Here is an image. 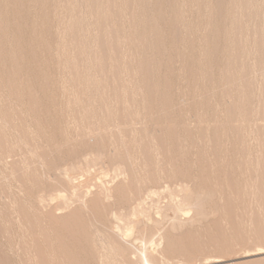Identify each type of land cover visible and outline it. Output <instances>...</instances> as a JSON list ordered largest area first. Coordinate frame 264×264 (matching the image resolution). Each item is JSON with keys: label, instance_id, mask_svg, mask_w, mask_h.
I'll return each mask as SVG.
<instances>
[{"label": "rangeland", "instance_id": "374dc122", "mask_svg": "<svg viewBox=\"0 0 264 264\" xmlns=\"http://www.w3.org/2000/svg\"><path fill=\"white\" fill-rule=\"evenodd\" d=\"M0 263L264 264V0H0Z\"/></svg>", "mask_w": 264, "mask_h": 264}, {"label": "bare ground", "instance_id": "6f19581e", "mask_svg": "<svg viewBox=\"0 0 264 264\" xmlns=\"http://www.w3.org/2000/svg\"><path fill=\"white\" fill-rule=\"evenodd\" d=\"M93 4H95V3H93ZM18 42V41H17ZM101 184V183H100ZM102 185V184H101ZM1 264V263H0Z\"/></svg>", "mask_w": 264, "mask_h": 264}]
</instances>
